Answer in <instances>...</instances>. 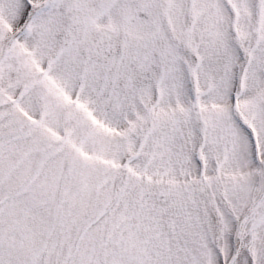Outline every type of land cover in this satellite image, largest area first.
<instances>
[{
  "label": "snow or ice",
  "instance_id": "1",
  "mask_svg": "<svg viewBox=\"0 0 264 264\" xmlns=\"http://www.w3.org/2000/svg\"><path fill=\"white\" fill-rule=\"evenodd\" d=\"M0 264H264V0H0Z\"/></svg>",
  "mask_w": 264,
  "mask_h": 264
}]
</instances>
